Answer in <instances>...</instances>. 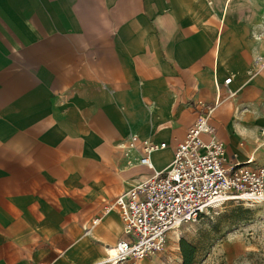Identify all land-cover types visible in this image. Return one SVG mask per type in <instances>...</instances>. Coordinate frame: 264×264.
Segmentation results:
<instances>
[{"label": "crops", "instance_id": "crops-1", "mask_svg": "<svg viewBox=\"0 0 264 264\" xmlns=\"http://www.w3.org/2000/svg\"><path fill=\"white\" fill-rule=\"evenodd\" d=\"M255 56L264 0H0V264L103 262L120 217L93 221L152 175L122 146L166 168L200 104L230 163L264 164Z\"/></svg>", "mask_w": 264, "mask_h": 264}, {"label": "built area", "instance_id": "built-area-1", "mask_svg": "<svg viewBox=\"0 0 264 264\" xmlns=\"http://www.w3.org/2000/svg\"><path fill=\"white\" fill-rule=\"evenodd\" d=\"M263 69L264 57L255 56L241 75L249 81ZM233 79L229 76L222 83L229 99L237 95L231 88ZM199 107V116L166 168L156 170L151 162V156L166 144L131 135L122 146L126 158L134 156L137 165L152 175L105 206L93 221V226L100 225L107 213L116 210L124 235L122 241L105 249L100 264H138L163 252L172 233L198 224L229 203H264V164L252 159L245 165L230 163L224 144L209 124L212 110Z\"/></svg>", "mask_w": 264, "mask_h": 264}, {"label": "rangeland", "instance_id": "rangeland-1", "mask_svg": "<svg viewBox=\"0 0 264 264\" xmlns=\"http://www.w3.org/2000/svg\"><path fill=\"white\" fill-rule=\"evenodd\" d=\"M181 242L198 249L196 264H264V203H229L172 233L163 252L138 264H182Z\"/></svg>", "mask_w": 264, "mask_h": 264}, {"label": "trees", "instance_id": "trees-1", "mask_svg": "<svg viewBox=\"0 0 264 264\" xmlns=\"http://www.w3.org/2000/svg\"><path fill=\"white\" fill-rule=\"evenodd\" d=\"M181 255L183 259L182 264H196L198 249L186 242L180 244Z\"/></svg>", "mask_w": 264, "mask_h": 264}, {"label": "bare ground", "instance_id": "bare-ground-1", "mask_svg": "<svg viewBox=\"0 0 264 264\" xmlns=\"http://www.w3.org/2000/svg\"><path fill=\"white\" fill-rule=\"evenodd\" d=\"M260 204H262V203H260ZM230 252H231V250H230Z\"/></svg>", "mask_w": 264, "mask_h": 264}]
</instances>
